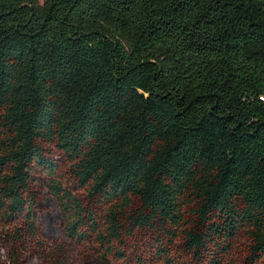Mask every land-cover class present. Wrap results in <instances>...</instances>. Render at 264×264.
<instances>
[{"label":"trees","instance_id":"trees-1","mask_svg":"<svg viewBox=\"0 0 264 264\" xmlns=\"http://www.w3.org/2000/svg\"><path fill=\"white\" fill-rule=\"evenodd\" d=\"M48 200L94 264H264V0H0V264Z\"/></svg>","mask_w":264,"mask_h":264},{"label":"rangeland","instance_id":"rangeland-1","mask_svg":"<svg viewBox=\"0 0 264 264\" xmlns=\"http://www.w3.org/2000/svg\"><path fill=\"white\" fill-rule=\"evenodd\" d=\"M47 208L51 212H55L54 215H49L46 219V223L44 226V236L43 238L48 241L47 249L40 250V253H32L30 255H26L24 261L20 264H47L48 258H53L56 254H61L63 249L66 251H70L73 258V264H94L95 262V247L87 244H78L72 241H68L63 238L60 228L58 227L57 219L58 215L56 213V209L54 206V202L48 200ZM1 244V240H0ZM57 246H60L58 248ZM245 249V242L243 238L235 247V250L230 257V261L234 262L241 257L242 252ZM181 252V253H180ZM175 253L179 255V258L183 256V252L181 247H177ZM3 258L5 255L3 254ZM112 260L114 259L113 257Z\"/></svg>","mask_w":264,"mask_h":264}]
</instances>
